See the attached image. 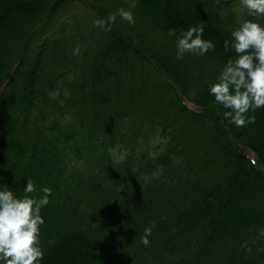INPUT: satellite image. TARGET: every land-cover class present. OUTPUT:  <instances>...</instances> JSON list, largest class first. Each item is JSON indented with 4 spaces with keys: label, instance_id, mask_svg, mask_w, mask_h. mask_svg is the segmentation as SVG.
<instances>
[{
    "label": "trees",
    "instance_id": "obj_1",
    "mask_svg": "<svg viewBox=\"0 0 264 264\" xmlns=\"http://www.w3.org/2000/svg\"><path fill=\"white\" fill-rule=\"evenodd\" d=\"M131 3L0 0V187L52 189L44 264H264V108L237 127L208 92L247 9L135 0V24L94 23ZM202 22L216 48L178 59L168 30Z\"/></svg>",
    "mask_w": 264,
    "mask_h": 264
},
{
    "label": "clouds",
    "instance_id": "obj_2",
    "mask_svg": "<svg viewBox=\"0 0 264 264\" xmlns=\"http://www.w3.org/2000/svg\"><path fill=\"white\" fill-rule=\"evenodd\" d=\"M246 15L238 16L230 37L223 47L233 50L220 68L208 92L214 102L225 109L223 115L237 127L254 124L257 109L264 108V0H241ZM135 0L129 7H120L107 17L97 19L95 24L111 27L117 16L135 24ZM204 23L191 24L187 28H170L168 35L175 37L176 56L183 59L186 53L201 55L216 48V42L204 36ZM76 45L73 55H79ZM67 94V93H66ZM53 97L58 90L50 93ZM36 183L28 179L23 195H17L12 187H0V264H44L46 247L41 241V225L45 223L41 210L49 203L52 189L43 186L37 193ZM155 222L146 225L140 242L148 246Z\"/></svg>",
    "mask_w": 264,
    "mask_h": 264
},
{
    "label": "rangeland",
    "instance_id": "obj_3",
    "mask_svg": "<svg viewBox=\"0 0 264 264\" xmlns=\"http://www.w3.org/2000/svg\"><path fill=\"white\" fill-rule=\"evenodd\" d=\"M190 106H192V105H190ZM192 108H194V106H192Z\"/></svg>",
    "mask_w": 264,
    "mask_h": 264
}]
</instances>
